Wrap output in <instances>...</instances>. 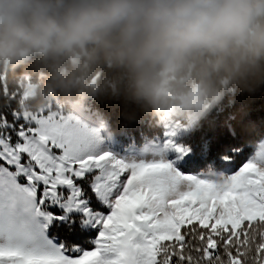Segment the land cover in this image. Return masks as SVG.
<instances>
[{
    "label": "snow or ice",
    "instance_id": "snow-or-ice-1",
    "mask_svg": "<svg viewBox=\"0 0 264 264\" xmlns=\"http://www.w3.org/2000/svg\"><path fill=\"white\" fill-rule=\"evenodd\" d=\"M29 88L0 73V264H264V131L248 154L237 103L124 145L93 104Z\"/></svg>",
    "mask_w": 264,
    "mask_h": 264
},
{
    "label": "clouds",
    "instance_id": "clouds-1",
    "mask_svg": "<svg viewBox=\"0 0 264 264\" xmlns=\"http://www.w3.org/2000/svg\"><path fill=\"white\" fill-rule=\"evenodd\" d=\"M0 73L36 108L118 106L121 128L205 119L264 97V0H0Z\"/></svg>",
    "mask_w": 264,
    "mask_h": 264
},
{
    "label": "trees",
    "instance_id": "trees-1",
    "mask_svg": "<svg viewBox=\"0 0 264 264\" xmlns=\"http://www.w3.org/2000/svg\"><path fill=\"white\" fill-rule=\"evenodd\" d=\"M20 72V70H18ZM10 89L16 88V82L10 75L8 77ZM97 109L102 111L111 123V128L114 130L115 136L121 141L122 144L127 145L131 139L134 138L137 145L143 143V137L152 138L155 135H162L163 129L156 124L155 118H145L143 122L127 127L121 128L119 121V108L115 105L106 104H93ZM237 115L235 128L238 133V143H251L252 147L247 149L250 154L253 146L259 141V136L264 131V97L254 99H242L237 103L234 109ZM244 116V122L241 123L240 117ZM219 133L210 129L207 124L203 128L193 133L192 142H198L202 138L216 137Z\"/></svg>",
    "mask_w": 264,
    "mask_h": 264
},
{
    "label": "rangeland",
    "instance_id": "rangeland-1",
    "mask_svg": "<svg viewBox=\"0 0 264 264\" xmlns=\"http://www.w3.org/2000/svg\"><path fill=\"white\" fill-rule=\"evenodd\" d=\"M259 142V141H258ZM258 142L253 146V148H252V151H251V153L250 154H253L254 153V150H255V146L258 144ZM197 170V168L196 167H191L190 168V171H193V172H195Z\"/></svg>",
    "mask_w": 264,
    "mask_h": 264
}]
</instances>
